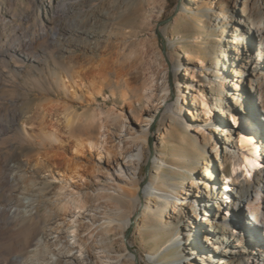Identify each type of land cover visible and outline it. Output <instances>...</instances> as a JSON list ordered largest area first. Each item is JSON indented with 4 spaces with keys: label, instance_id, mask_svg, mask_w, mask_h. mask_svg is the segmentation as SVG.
I'll use <instances>...</instances> for the list:
<instances>
[{
    "label": "bare ground",
    "instance_id": "1",
    "mask_svg": "<svg viewBox=\"0 0 264 264\" xmlns=\"http://www.w3.org/2000/svg\"><path fill=\"white\" fill-rule=\"evenodd\" d=\"M41 2L45 17L49 20V14L62 0H41ZM204 12L207 19H203L205 21H203V26L198 28L206 33L211 26L219 30L220 36L215 47L220 54L210 58L205 56L202 49L210 50L213 47L207 42L202 45L201 49L197 46L189 48L186 51V61L174 59L169 53L162 71L153 64L149 68L147 79L134 77L133 82L137 86L134 93L140 102L145 103V106L138 116L131 119L130 125L118 122L116 116L120 117L119 112L109 108L107 111L100 110L85 116L84 128L89 137L91 136L90 138L85 140L78 135V137L74 134L70 135L75 141L73 146L77 151L82 152L83 149L92 145V147L101 149L99 151L101 156L105 154L107 157V165H100L96 168L99 175L91 183H85L86 186L78 190L77 194L68 192V190L62 191L65 189L62 185H59L61 191H44L46 187V185L43 186L44 175L47 171H50L48 173L51 178L58 177L66 181L79 174V168L73 163H63L65 167L63 169L51 168L50 161L56 158L66 159L58 151L44 149L45 144L58 143L59 134L52 131V128L43 129V127L39 134L26 129L25 124L36 126L38 104L35 113L22 121V128L18 127L20 121L17 120H13L10 126L7 125L12 128L14 126L17 133L27 139L28 143L37 150L34 154L37 163L25 167L22 164L23 154L14 157L6 170L15 173L16 176L20 173L18 171L25 172L24 174L30 178L27 181L29 184H17V193L13 195L12 201L8 200L10 206L0 207V214L6 212L9 220H24L35 216L39 208L45 206L40 236L33 238L35 240L30 242L27 255H16L12 258V262L16 263L24 259V264H162L161 259L164 257V252L175 244L178 237H170L163 247L150 252L146 256L148 261L146 263L144 256L133 249L131 237L126 238L127 229L130 226L136 228L142 239L146 233L153 235L157 240L160 231H173L176 223H182V235L194 232L195 228V235L201 236L197 238L202 239L201 241L207 246L214 247L212 249L217 247L220 249L222 245L229 243L230 237H227V234L232 232L227 227L224 218L227 219L230 214L238 217L239 211H243L239 218L241 223L244 225L249 221L256 226L255 229L261 226L264 237V167H258V161H256L259 160V154L264 158V147H262L264 143L257 139L260 132L264 133V0H206L203 5L196 7L190 6L187 1H181L179 11L174 18V26L186 19H194L198 23L201 16H205ZM102 16L107 20L117 15L104 12ZM79 28L75 31L85 34L89 42L88 49L96 52L102 39L89 28ZM168 34V28L158 27L157 39L159 38L165 46L176 45L175 40H168ZM36 36L35 31L31 35H20L18 38L7 40L0 24V59L7 61L15 68H25L29 73L30 70L24 61L26 59L38 61L37 55H34L37 51L34 46ZM204 36L205 34L199 36L200 38L194 36L190 41L197 45L199 41L205 42L201 39ZM101 37L104 40L106 36ZM179 38L185 41L187 36L181 31ZM255 39L260 41L259 46ZM2 40L7 41L2 44ZM246 41H249L250 45H247L249 42ZM70 46L60 43L57 49L62 52V58H66L65 54L72 51ZM254 49L257 51L254 52ZM66 60L69 66H79L76 58L67 56ZM197 60L201 62V66L209 69L206 74L199 75V79H196ZM245 60L250 63L246 64ZM67 63L63 66L68 69ZM252 64L256 67H251ZM183 65L184 71L179 74V68ZM234 66L235 68L232 69ZM36 73L41 74L38 70ZM231 73H233L231 82L223 81L222 76L232 77ZM246 73L248 77H244ZM10 76L12 80L17 79L13 74ZM104 77H106L105 74ZM198 83H204L208 87L210 99L216 105L215 110L221 115L219 122L209 126L196 114L198 103L190 100V98L199 100L193 92L200 90ZM98 84L101 85L102 81ZM99 85L91 86V95L103 93L105 84L104 86ZM226 89L229 93H226ZM123 95L133 104L128 93L124 92ZM182 98H184L183 102ZM203 100L205 106L209 108V100L204 98ZM247 100L251 101L253 111L247 108ZM43 101L42 105L39 103L40 108L42 107V121L37 125H43L46 114L53 107L51 98ZM186 105H189L187 108L189 117L183 118L180 110L186 109ZM205 110L207 111L206 108ZM242 112L248 115L243 120H245V125L253 128L255 139H257L254 145V136L252 137L248 130L243 132L245 137L239 144L246 149V155L238 153L234 147L235 144H230L231 149L229 144H226L227 141L232 140L228 137L224 117L227 116L229 117L227 120H230L235 117L233 115ZM196 120L201 121L199 128L193 127ZM156 121L160 122L157 129L153 127ZM208 127L214 130L215 136L211 134L210 129L209 132L206 130ZM190 129L193 135L190 137L189 134V138L193 143H198L199 151L194 149L192 151L191 148L189 150V147L181 144L172 150L170 157H167L166 153L158 148L172 139L175 133L183 137L187 135L186 130L190 131ZM96 130L99 134L94 135ZM116 137L117 142L114 141ZM91 138L95 141H91ZM214 152L218 153L217 160H219L221 169L218 168L216 162L212 163L205 157ZM202 158L206 160L200 169ZM46 160L47 162L44 163ZM228 161L234 163L233 169L229 171V180H227L229 182L227 185L232 190L228 192L231 205L229 210L233 211L226 210L220 198L224 195L222 193H227L221 185L220 175L222 169L227 167ZM143 163L150 165L146 177L140 176ZM168 165L181 171H191L194 175L198 173V177L191 182L183 183V190H178L180 181L166 173L165 168ZM212 169L213 172H211ZM18 176L23 177L21 173ZM212 187H216L217 190L214 196L211 193ZM220 212L223 214H219ZM203 213L207 214L208 218L202 216L201 222L207 220L212 225L209 232L204 228H199L195 221V218ZM201 234H204L206 238L204 239ZM207 253L210 254L211 251L207 249ZM190 259L191 253L186 250L178 259L171 262L172 264H190L188 263ZM246 259L248 264H255L251 259ZM227 264L247 263L236 254L227 260Z\"/></svg>",
    "mask_w": 264,
    "mask_h": 264
},
{
    "label": "rangeland",
    "instance_id": "2",
    "mask_svg": "<svg viewBox=\"0 0 264 264\" xmlns=\"http://www.w3.org/2000/svg\"><path fill=\"white\" fill-rule=\"evenodd\" d=\"M181 1H187L190 6L196 7L198 5H203L206 0H62L63 4L62 2L57 4L55 10L49 14V20L45 17L41 0H0V24L4 37L7 40H11L12 38L15 39V37L18 38L20 35H31L36 31L37 36L35 37L34 46L37 51L34 55H37L38 59V61L28 59L24 61L30 70L29 73L25 68H15V66L9 64L7 61L0 59V68L2 67V70H0V207L10 206V201L8 200L12 201L14 198L13 195L17 193V184H29L27 181L30 178L24 174L25 172L18 171L23 175L22 177L18 176L20 173L16 176L15 173L13 174L6 170L9 164L13 162L14 157L23 154L22 164L25 167L26 165L33 166L37 163L34 155L37 150L33 145L29 144L27 139L22 138L14 129V126L13 128L12 126L7 127V125L10 126L13 123V120L20 121L18 123L19 126H17L22 128V121L26 120L27 116L35 113L38 104L37 112L40 116H37L38 114L36 113L37 127L35 125L25 124L26 129L36 134H39L43 127V129L52 128V131L57 132L60 136L58 143L45 144L44 149L58 151L65 156L66 159L56 158L50 161L49 164L51 168L54 170L63 169L65 168L62 165L63 163H73L79 168L80 174L70 177L65 181L58 177L55 179L51 178L50 173H48L50 171H47L44 175L45 181L43 186L46 185L44 191H61L59 185H62L65 186V189L62 191L66 192L68 190V192L77 194L78 190L86 186L84 185L85 183H91L94 178L99 175L98 169H96L97 167L100 165H107V157H105V154L102 156L99 154L101 149H98V147H92V145H90V147H86L82 152H79L76 150V147L73 146L75 141L70 135L74 134V136L82 137L85 140L89 137L84 128L86 115L88 116L96 111H107L109 108H113V110L118 111L120 114V117L116 116L117 119H115L122 124L130 125L131 119H133L134 116H138L139 113H141V109L145 106V103L140 102L137 99V95L134 93L137 88L133 82L135 76L142 78V80L147 79L149 68L153 64L162 71L164 64L167 63V55H169V53L174 59L186 61V51L189 48L197 46V48L201 49L202 45L206 44V42L213 47L210 50L202 49L205 56L210 58L220 54L217 47H215L217 46L216 41L220 36L219 30L211 26L206 33L205 31L201 32L200 28H198L202 27L204 24L203 21L207 19L205 12V16H201L200 21L202 22L199 21L197 23L194 19H186L181 20L179 22L180 24L174 26V18L178 13L175 14V12L178 5L180 8ZM104 12H109L111 15L114 14L117 16L106 20V18L102 16ZM171 16H173L172 19H170ZM159 26L168 28V40H175L176 45L165 46L159 38L157 39V30ZM79 27L85 29L89 28L95 31L97 36L102 39L96 51L97 53L91 52L88 49L87 44L89 45V42L85 34L80 31H75V29H80ZM181 31L187 36L185 41L179 38V33ZM204 34L205 36L201 37V39H204L205 42L199 41L197 45H195V42L190 41L193 40L194 36L200 38L199 36ZM102 35H104V37L106 36L104 40L103 37H101ZM7 40H2V44ZM54 40L58 41L54 42ZM246 42L248 43L249 41ZM255 42L258 46L260 45L259 40L255 39ZM60 43L61 45H71L72 51L65 54L66 58H62V52L57 49ZM247 45H250V42ZM255 51L257 50L254 49V52ZM67 56L76 58L79 61V66H69L66 60ZM64 59L66 61H64ZM64 63H67L68 69L64 68ZM197 63L196 79H199V75L206 74V72H209V69L201 66V62L198 60ZM245 63L247 64L250 62H246L245 60ZM250 66L256 67L254 64ZM3 68L7 69V71ZM234 68L235 66L232 69ZM37 70L41 72V74H37ZM183 71L184 65L179 68V74L183 73ZM9 74L15 75L17 79L12 80ZM104 74L106 77H104ZM231 75L232 77L228 78L222 76L223 81L230 83L233 78V73H231ZM244 77H248V74L246 73ZM99 82L101 85L98 84ZM104 84L105 89L102 94L91 95L92 85L104 86ZM198 85L200 86V90L193 92L199 97V100L190 98L192 102L198 103V111L196 114L201 120L206 121L208 126L212 123L219 122L221 120V115L215 110L216 105L210 99L208 87L204 83H198ZM227 90L228 89H226V93H229ZM124 92L130 95L133 104L129 102V99L124 98ZM46 98H51L53 100V107L49 113L46 114V118L44 117L45 122H43V125H37L42 121V107L40 108L39 103L42 105V102H44L43 100ZM203 98L209 100L210 110L205 106ZM246 98L248 99L247 95ZM181 100L183 102L184 98ZM29 105L31 107H29ZM32 105L35 108L32 107ZM47 105L48 104H46V106ZM186 106V109L183 108L180 110L183 118L189 117V114H187L189 105ZM246 106L249 111L252 109L251 107H253L251 106V101L248 100ZM233 116L235 117H232L230 120H227L229 117H224L226 119L225 126L228 137L232 140L227 141L228 143L226 144H229L230 149V144H235L236 146L234 147L237 152L246 155V149H243L239 143H241L245 137L243 132L248 130L253 137L254 130L250 126L245 125V120L243 119L248 115L242 112ZM69 122L70 125L68 126ZM200 124L201 121L196 120L194 121L193 127L199 128ZM47 125H51V127ZM5 126L7 128H5ZM159 126L160 122H154L153 127L155 129ZM69 127H71V129ZM209 129L211 130V134L215 136V132L212 128H206L207 131ZM186 132L188 136H183L184 138L177 133H175V135L173 134L174 136L172 139L165 145L158 146V148L164 151L167 157H170L172 150L175 147L181 146V144L189 147V150L199 151L198 143H193L192 139L189 138V134L190 137L193 135L192 130H186ZM94 133V135L99 134L98 130ZM253 138L255 140L253 142L254 145L257 143V139L264 143V133L260 132L257 139H255V136ZM91 141H95V139L91 138ZM114 141L117 142L118 138H114ZM148 145L151 148V145ZM219 146H221V144ZM262 147H264V145ZM205 157L212 163L216 162L219 169L222 168L219 160H217V152L208 154ZM206 158L201 159L200 169H202V165H204L203 162ZM258 158L259 160H256L258 161V167H264L263 156L259 154ZM46 162L47 160L44 163ZM169 166L170 165L165 168L166 173L180 181L178 190H183L185 182H191L198 177V173L194 175L191 171H181ZM233 167L234 163L228 161L227 167L222 169V174L220 175L221 185L224 191L227 192L222 193L224 195L220 197L226 210H229L231 206L228 199V192L232 190L230 186L227 185L229 183L227 180H229V171L232 170ZM147 168L148 163H143L140 176H147ZM211 172H213V169ZM212 180L214 181L215 177L212 178ZM231 181L232 180H230V182ZM216 192V187H212V196L216 195ZM211 209L214 208L211 207ZM44 211L45 206H41L39 212H37L35 216L28 217L24 220H9L6 212L0 214V264H24V259L15 263L12 262V258L16 255L25 256L28 254V245L32 240H35L33 238L39 237L41 234ZM229 211L233 210L231 209ZM221 213L222 212L219 214ZM242 214L243 211H239L238 217L230 214L227 219L224 218L227 227L232 231L227 234L231 242L229 241V243L227 242L225 245H222L220 249L218 247L212 249L214 247H209L205 242L201 241V236L195 235V228H192L194 232L182 235V223H176L173 231H160L157 240L153 235H147L146 233L142 239L134 226H130L127 232L130 230L128 237H131L133 240V249L141 256H144L146 263L148 262L146 256L150 252H155L157 248L163 247L170 237L177 236L178 239L175 244L170 247L168 251L164 252L163 256L165 258L163 257L161 259L162 264H172L171 261L178 259L186 250L191 253V259L188 262L190 264H227V260L236 254H243L255 264H264L263 230L261 226L255 229L256 226L251 222L249 223V221L243 225L239 219ZM202 216L208 218V215H204L203 213V215H200L198 218L196 217L195 221L197 225H199V228H204L209 232V228H211L212 225H210L207 220L201 222ZM201 235L204 239L206 238L204 234ZM197 236H200V238H197ZM204 248L210 250L211 253L208 254L207 249L205 250Z\"/></svg>",
    "mask_w": 264,
    "mask_h": 264
},
{
    "label": "water",
    "instance_id": "3",
    "mask_svg": "<svg viewBox=\"0 0 264 264\" xmlns=\"http://www.w3.org/2000/svg\"><path fill=\"white\" fill-rule=\"evenodd\" d=\"M178 10H179V5L177 6V9H176V12H175V14L178 12ZM173 18V16H171L170 17V19H172ZM162 24V23H161ZM149 167H150V165H149V163H148V168H147V174L149 173ZM129 234H130V230L127 232V235H126V238L129 236ZM237 257H239V258H242L243 259V261L245 262V263H249L248 261H247V257L246 256H244L243 254H237Z\"/></svg>",
    "mask_w": 264,
    "mask_h": 264
}]
</instances>
